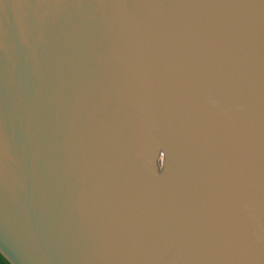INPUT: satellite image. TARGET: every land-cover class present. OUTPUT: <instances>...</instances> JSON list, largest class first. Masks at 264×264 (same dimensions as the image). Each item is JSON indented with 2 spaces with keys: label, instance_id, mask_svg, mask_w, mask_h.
<instances>
[{
  "label": "water",
  "instance_id": "95a60500",
  "mask_svg": "<svg viewBox=\"0 0 264 264\" xmlns=\"http://www.w3.org/2000/svg\"><path fill=\"white\" fill-rule=\"evenodd\" d=\"M0 263L264 264V0H0Z\"/></svg>",
  "mask_w": 264,
  "mask_h": 264
},
{
  "label": "rangeland",
  "instance_id": "374dc122",
  "mask_svg": "<svg viewBox=\"0 0 264 264\" xmlns=\"http://www.w3.org/2000/svg\"><path fill=\"white\" fill-rule=\"evenodd\" d=\"M162 165V158L159 159V167L161 168Z\"/></svg>",
  "mask_w": 264,
  "mask_h": 264
},
{
  "label": "trees",
  "instance_id": "16d2710c",
  "mask_svg": "<svg viewBox=\"0 0 264 264\" xmlns=\"http://www.w3.org/2000/svg\"><path fill=\"white\" fill-rule=\"evenodd\" d=\"M0 264H2V263H0Z\"/></svg>",
  "mask_w": 264,
  "mask_h": 264
}]
</instances>
